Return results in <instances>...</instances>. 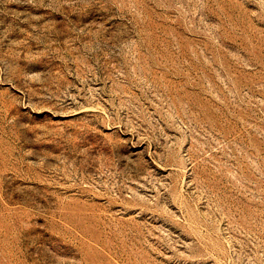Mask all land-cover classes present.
Wrapping results in <instances>:
<instances>
[{
    "label": "rangeland",
    "instance_id": "rangeland-1",
    "mask_svg": "<svg viewBox=\"0 0 264 264\" xmlns=\"http://www.w3.org/2000/svg\"><path fill=\"white\" fill-rule=\"evenodd\" d=\"M0 264H264V0H0Z\"/></svg>",
    "mask_w": 264,
    "mask_h": 264
}]
</instances>
